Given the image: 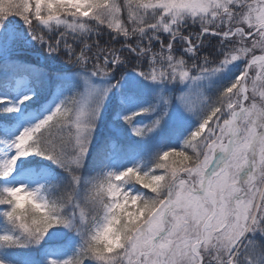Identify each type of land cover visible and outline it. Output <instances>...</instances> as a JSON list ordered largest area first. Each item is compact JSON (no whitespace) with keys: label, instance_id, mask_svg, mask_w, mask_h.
Instances as JSON below:
<instances>
[{"label":"snow or ice","instance_id":"6c2138e0","mask_svg":"<svg viewBox=\"0 0 264 264\" xmlns=\"http://www.w3.org/2000/svg\"><path fill=\"white\" fill-rule=\"evenodd\" d=\"M0 264H264V0H0Z\"/></svg>","mask_w":264,"mask_h":264},{"label":"rangeland","instance_id":"374dc122","mask_svg":"<svg viewBox=\"0 0 264 264\" xmlns=\"http://www.w3.org/2000/svg\"><path fill=\"white\" fill-rule=\"evenodd\" d=\"M32 59H36V57H32ZM132 183L135 184V178L132 180ZM135 186H136V187H139V188H142V186L139 185V184H136ZM142 190H144V189H142ZM145 191H146V190H145Z\"/></svg>","mask_w":264,"mask_h":264},{"label":"trees","instance_id":"16d2710c","mask_svg":"<svg viewBox=\"0 0 264 264\" xmlns=\"http://www.w3.org/2000/svg\"><path fill=\"white\" fill-rule=\"evenodd\" d=\"M34 54H35V53L31 54V55H32V57H35V56H34ZM133 179H134V177H133ZM133 179H132V180H133Z\"/></svg>","mask_w":264,"mask_h":264}]
</instances>
